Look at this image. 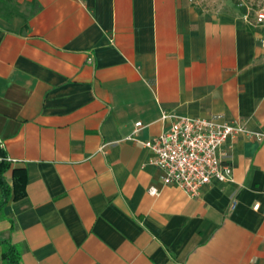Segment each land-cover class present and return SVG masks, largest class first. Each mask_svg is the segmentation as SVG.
I'll return each instance as SVG.
<instances>
[{"label": "crops", "instance_id": "obj_1", "mask_svg": "<svg viewBox=\"0 0 264 264\" xmlns=\"http://www.w3.org/2000/svg\"><path fill=\"white\" fill-rule=\"evenodd\" d=\"M263 40L191 0H0V145L26 168L0 241L21 264H264V137L224 144L233 180L196 197L142 144L165 110L264 133Z\"/></svg>", "mask_w": 264, "mask_h": 264}, {"label": "built area", "instance_id": "obj_2", "mask_svg": "<svg viewBox=\"0 0 264 264\" xmlns=\"http://www.w3.org/2000/svg\"><path fill=\"white\" fill-rule=\"evenodd\" d=\"M254 13L256 24L264 26V6ZM262 42L264 45V40ZM166 117L173 118L171 125L161 134L142 141V144L153 150L152 162L162 170L163 184L176 185L191 197L199 195L201 188L213 179L221 182L233 180V166L226 159L227 150H222L224 144L239 136L264 137L263 132L248 128L240 120L219 114L203 117L165 110L162 118ZM142 125L141 121H136L132 134L127 138L136 140L135 136ZM7 159L14 161L9 155ZM150 191L156 193L158 190L153 186ZM231 202L229 209L233 210L238 202ZM253 208L261 209V203L256 202Z\"/></svg>", "mask_w": 264, "mask_h": 264}, {"label": "trees", "instance_id": "obj_3", "mask_svg": "<svg viewBox=\"0 0 264 264\" xmlns=\"http://www.w3.org/2000/svg\"><path fill=\"white\" fill-rule=\"evenodd\" d=\"M8 154L4 152L0 145V186L2 189V201L0 206H3L13 193L16 197L23 195L21 188L24 186L26 168L13 166L12 161L7 159ZM9 169H13V183L6 180L5 174ZM3 246L2 256L3 264H21L22 253L18 246L11 240L0 241Z\"/></svg>", "mask_w": 264, "mask_h": 264}, {"label": "rangeland", "instance_id": "obj_4", "mask_svg": "<svg viewBox=\"0 0 264 264\" xmlns=\"http://www.w3.org/2000/svg\"><path fill=\"white\" fill-rule=\"evenodd\" d=\"M201 9H208L211 12L220 11V9H229L231 11L245 12L254 15V11L264 6V0H191Z\"/></svg>", "mask_w": 264, "mask_h": 264}]
</instances>
